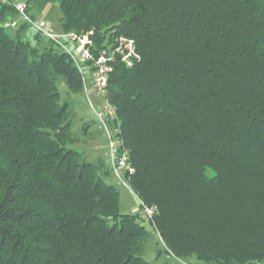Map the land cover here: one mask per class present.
<instances>
[{
    "label": "trees",
    "instance_id": "1",
    "mask_svg": "<svg viewBox=\"0 0 264 264\" xmlns=\"http://www.w3.org/2000/svg\"><path fill=\"white\" fill-rule=\"evenodd\" d=\"M53 2L64 32L93 30L97 48L136 42L108 99L166 250L264 264V0H27ZM15 16L0 0V264H152L145 217L121 212L103 163L68 145L79 139L58 80L80 90L75 63L47 39L11 37Z\"/></svg>",
    "mask_w": 264,
    "mask_h": 264
},
{
    "label": "rangeland",
    "instance_id": "2",
    "mask_svg": "<svg viewBox=\"0 0 264 264\" xmlns=\"http://www.w3.org/2000/svg\"><path fill=\"white\" fill-rule=\"evenodd\" d=\"M13 1H25L27 3V0H10L9 3L6 1L4 2L16 9V16L4 24L7 33L11 37L21 38L31 43H38L39 40H46V36L37 29L36 24L25 19L24 15L18 11ZM26 13L33 21L43 19L47 24V29L53 31L54 33H66L64 32L60 21L61 14L58 2L49 3L41 11L35 10L33 6L29 8L27 3ZM14 22L15 24H13ZM22 25H25V27L20 28ZM37 34L41 36V39L37 37ZM77 69L81 76V70H83V73L88 76L89 72L87 71V68L80 69L77 67ZM58 87L61 93V101L64 102L70 100L73 102L74 110L72 131L75 137L79 140L75 143H69L68 145L83 152L88 160L103 163L105 170L104 173L108 174L105 176V180L108 183L115 184L120 190L121 212L130 214L139 213L143 216V208L141 206L140 199L129 184L126 177L127 175H124L121 172L122 178L125 180L124 181L123 179L120 180L114 172V162L112 159L113 151L110 148L107 130L98 119L96 112L97 109H100L101 107L100 98L96 96L95 91L90 84H88V93H86L83 83L80 90L74 91L70 89L66 80L62 76L58 80ZM89 98L91 100H89ZM91 103L94 104V107ZM87 124L89 125L88 131L89 133L94 134L93 136H86L83 134V131H85L84 128ZM110 126L111 125H109V127ZM144 224L154 234V236L147 242L144 251L145 259L150 261L152 264H207L198 261L195 257L185 259L176 257L173 253L166 250L164 240L160 234L156 232L152 226L153 223H150L149 218H144Z\"/></svg>",
    "mask_w": 264,
    "mask_h": 264
},
{
    "label": "built area",
    "instance_id": "3",
    "mask_svg": "<svg viewBox=\"0 0 264 264\" xmlns=\"http://www.w3.org/2000/svg\"><path fill=\"white\" fill-rule=\"evenodd\" d=\"M5 1L8 3L10 2V0H3V2ZM13 2L18 11L24 15L25 19L36 24L37 29L46 36L47 40L53 42L54 46L70 55L76 67L88 69V76L81 70L82 82L86 93L89 91L88 84H90L96 96L100 98L101 107L97 109L96 112L98 119L107 130L110 148L113 151L112 159L114 162V172L120 180L123 179L121 172L124 175L127 173L132 174L134 168L128 160L129 153L124 149L121 153L118 152V147L122 143V138L120 136L121 129L119 123L116 126H112V122L117 118V112L116 108L108 99V85L110 76L114 71L115 63L121 62L130 67L140 59L135 40L127 36H117L113 42L97 48L93 30L84 34H78L76 32L56 34L47 29V24L43 19L33 21L27 15V3L25 1ZM13 24H15V22ZM89 100L91 99L89 98ZM91 104L94 107V104ZM109 125L111 126L109 127ZM140 203L143 208L142 213L144 217L152 219L154 215L158 213V208L156 206H147L141 200Z\"/></svg>",
    "mask_w": 264,
    "mask_h": 264
}]
</instances>
